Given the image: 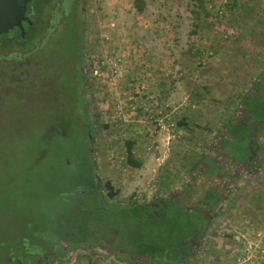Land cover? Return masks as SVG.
<instances>
[{
	"label": "rangeland",
	"instance_id": "374dc122",
	"mask_svg": "<svg viewBox=\"0 0 264 264\" xmlns=\"http://www.w3.org/2000/svg\"><path fill=\"white\" fill-rule=\"evenodd\" d=\"M77 21L87 74L77 73L70 100L58 83L72 81L63 59L75 50L69 49L75 32L61 28L49 41L43 35L0 48V258L20 250L32 229L47 242L50 235L41 232L52 219L63 215L75 223L76 196L95 183V171L99 185L110 182L117 192L108 203L125 208L231 188L232 210L220 209L207 247L189 264L243 263L246 253L228 254L233 221L250 213L244 205L252 187L260 191L264 184V162L249 171L237 163L244 142L222 141L231 121L251 122L245 108L251 111L254 100L244 108L242 99L264 97V0H87ZM258 141L264 145L263 133ZM128 143L139 169L127 164ZM216 171L220 181L204 177ZM166 206L168 218L176 215L174 202ZM128 221L110 234L120 231L137 253L146 228L141 217ZM171 232L164 225L154 237L169 239ZM185 233L173 237L181 241ZM61 257L59 264H131L96 248Z\"/></svg>",
	"mask_w": 264,
	"mask_h": 264
},
{
	"label": "flooded vegetation",
	"instance_id": "af4514ba",
	"mask_svg": "<svg viewBox=\"0 0 264 264\" xmlns=\"http://www.w3.org/2000/svg\"><path fill=\"white\" fill-rule=\"evenodd\" d=\"M86 1L87 0H32L28 5V10L26 12L28 21L23 23L24 29L26 26L33 28L38 24L37 29L39 30L40 34L35 40L45 35V41H49L52 36L56 35V33L60 31L61 28H64L69 33H71L72 29V31L76 33L74 43L70 44L69 48L70 50H75L73 53L70 52L67 58L63 59L69 61L72 66L69 74L70 80L72 78V81L70 83L61 85L58 83L60 77L58 76L57 78V83L61 88L62 97L68 98V100H70V97H73V95L76 94L78 83V80L76 79L77 73L79 76L87 74V69L85 68L86 64L83 61L84 59L82 53L80 52V43L81 39L83 38V31L81 27H78L77 21L79 4L83 8L86 5ZM35 2L42 4L43 8L38 10L34 6ZM16 29L18 28H15L14 30ZM4 36L9 37V33L0 36V38ZM1 45L2 42L0 41V48ZM73 81H75L74 86L72 85ZM80 105L83 106V111H85L87 129H90V122L86 115V107H88L87 102L84 101ZM203 173L207 174L204 171ZM94 175L95 183L87 186V188L85 187L86 189H81L75 199V205L78 213L76 215L74 228L75 232L73 233L72 239H77L79 233L83 231L81 225L84 223V214L80 217V207L85 206V216H87L90 224V228L88 230L90 234L89 240L88 244H86L84 248L79 247L76 243L66 246L62 244V242L58 243L55 241L52 246L50 245L49 247H44V245H33V242L30 239H24L21 243L20 250L18 249L17 252L12 251L10 255L1 257L0 264H59L62 259L61 256H63V254L66 252H78L82 249L90 252L94 248L108 256L112 255L114 258L128 257L129 259H126H128L129 262L126 263H149L148 260H142L133 256L130 251H124L123 249H120V243L122 242L120 231H117V236L110 234L111 229L109 226L110 222L112 221L111 219H113L112 215H110V209H112L114 212L117 208L125 207H119L118 205L112 206L108 203V199L110 198L109 190L106 187L108 182L104 186H101L98 183V177L95 171ZM204 177H208L213 183L221 180V175L220 173H217V171L209 173V175H205ZM224 194L226 195L225 197H223ZM211 199L212 202H210ZM168 201L174 202L177 208H184L188 210V214H191L193 217H195V221L197 218L202 221V225L200 227L202 234L188 236L186 240L189 245V250L191 251H188V254H191V257L186 258V260L182 259L181 264H189L191 260H194L196 255L197 258H199L203 248V240L209 234L208 230L213 227V223L218 222L220 217V209L223 203H227L229 204L228 206H231L233 201L232 191L231 188L227 189L226 186L223 192L219 190V187H211V189H206V192H203V195H196L192 193H176L175 196H171L166 202ZM99 205H103V210L101 208L99 209ZM157 205L158 203L152 204L154 208H156ZM100 210L103 211L102 215L99 214ZM196 211H198L199 214ZM97 215H99L101 218L103 217L102 219L105 221V226L102 229L104 233L103 236L99 235L98 232L93 231V218ZM120 221L121 220H119L118 223H121Z\"/></svg>",
	"mask_w": 264,
	"mask_h": 264
},
{
	"label": "trees",
	"instance_id": "16d2710c",
	"mask_svg": "<svg viewBox=\"0 0 264 264\" xmlns=\"http://www.w3.org/2000/svg\"><path fill=\"white\" fill-rule=\"evenodd\" d=\"M34 6L39 10L43 8V5L35 2ZM139 12L144 11V3L142 1H137L136 5ZM38 26V24H37ZM37 26H34L33 28L27 27L25 30V37L22 36V32L19 29H16L9 33V37L4 36L0 38V41L2 42V45H19L21 47L26 46V43H30L34 41L40 34L39 30L37 29ZM30 28V30H29ZM71 33H73L71 29ZM73 44L74 39L71 41ZM254 100V108H245V103L249 105V101ZM243 106L247 112V116L250 118L251 122L248 124H244L243 122L238 121H231L229 124H227L224 129L226 135L224 136V140L222 143H224L228 139H240L244 142L245 147L243 148V156L238 158L237 163L239 165H242L244 167H251L249 169L252 170L253 168H256L255 164L256 161H262L260 157V154L264 155V145H257L259 143V135L263 133L264 135V97L263 94L260 97L257 96H247L242 99ZM234 127H239L238 133H233L231 130L234 129ZM231 140V141H232ZM133 143H128V149H127V164L133 168H141L142 163L135 159L133 155ZM259 147L261 152H259ZM92 150V148H91ZM264 162V161H263ZM254 164V165H253ZM264 166V163L260 165ZM218 167V166H217ZM221 170V169H219ZM224 182V180L222 181ZM107 189L109 190V197L112 199L117 195V192H114L113 187L110 182L106 184ZM81 188V187H79ZM78 189V186L73 188V192L75 193ZM225 190V187H223ZM169 202V201H168ZM166 201L157 202L158 205L156 208H153L152 205H132L128 208H117L114 212L112 209H110V215H112L113 219H111V225L110 228L114 225L116 226L119 224V220L124 218V224L121 222V227L129 225L128 219H131L134 217V219H138L141 217V225L146 228V231H143L142 236H140V243L137 240H135L140 245V249L137 251V253H133V250L131 247L130 241H124L122 239V242L120 243V249H123L124 251H130L131 254L137 258H140L142 260H148L149 263L147 264H181V260H186V258L191 257V254H188L189 245L187 243L188 236L193 235H201V225L202 221L197 218L195 221V217H193L191 214H188L189 211L184 208H177L174 213V215L171 218H168L167 214L165 213L168 211ZM172 202V201H171ZM212 202V199L210 200ZM101 204V203H100ZM65 205H69L68 202L65 203ZM85 206L80 207L79 209V215L80 217L84 214L83 221L81 227L83 231L79 233L77 239H72L73 233L75 232V223L74 221L65 219L63 215H61V218L52 219L54 220L51 222L53 224L52 227H48L45 231H42L44 235H50L47 242H43L41 240H38L39 231L36 229H32L31 235H29V239L33 242L35 245H44L49 247L50 245L55 242L64 244V245H71L73 243H76L79 247H85L86 244H88L89 240V220L87 216H85ZM103 210V205H99V209ZM150 209L151 212H144L147 209ZM140 213L142 215H140ZM100 215L103 214V211L100 210ZM79 217V218H80ZM103 218V217H102ZM99 215L95 216L93 218V223L96 224V226L99 229H103L104 222ZM131 222V221H130ZM81 224V223H80ZM164 225H168L170 229H173V232H171V236L169 239L163 238L161 236L160 230ZM120 228V225H119ZM187 229V230H186ZM192 229L193 231H190ZM154 230L159 231L157 233V237H154ZM182 231H186L185 235L183 237L184 240L175 239L174 236H177V234L182 233ZM97 232V231H95ZM59 237V238H57ZM122 238V237H121ZM137 250V248H136ZM191 252V251H190Z\"/></svg>",
	"mask_w": 264,
	"mask_h": 264
},
{
	"label": "crops",
	"instance_id": "0c3cea01",
	"mask_svg": "<svg viewBox=\"0 0 264 264\" xmlns=\"http://www.w3.org/2000/svg\"><path fill=\"white\" fill-rule=\"evenodd\" d=\"M263 88L264 86L261 90ZM263 156L261 154L260 157L263 158ZM258 177L257 174L256 178ZM252 190L253 192L250 203L244 205L250 213H247L246 216H242L241 218L236 217L233 221V224L235 225L234 233L236 235L230 239L231 241L233 239L234 244L230 246L228 245V254L233 255V257L238 258L241 257V254L246 253L245 255L247 258L241 264H259L254 259L256 256H260L261 259L264 260V184L260 188V191H258V188L254 189L253 187ZM258 196H260V198ZM228 205L229 204L227 203H223L221 208L227 206L228 208L226 207L225 209H228L229 213V211L232 210L233 204H231V206ZM206 237L203 240L202 251H204V247H207L208 245ZM223 242H225V240ZM262 264H264V261H262Z\"/></svg>",
	"mask_w": 264,
	"mask_h": 264
},
{
	"label": "water",
	"instance_id": "95a60500",
	"mask_svg": "<svg viewBox=\"0 0 264 264\" xmlns=\"http://www.w3.org/2000/svg\"><path fill=\"white\" fill-rule=\"evenodd\" d=\"M32 0H0V36L18 28L25 37L23 23L27 22L26 12Z\"/></svg>",
	"mask_w": 264,
	"mask_h": 264
}]
</instances>
